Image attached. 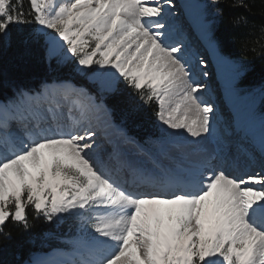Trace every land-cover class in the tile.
Returning <instances> with one entry per match:
<instances>
[{
    "label": "snow or ice",
    "instance_id": "obj_1",
    "mask_svg": "<svg viewBox=\"0 0 264 264\" xmlns=\"http://www.w3.org/2000/svg\"><path fill=\"white\" fill-rule=\"evenodd\" d=\"M174 7L173 0H0V37L34 24L30 39L43 42L50 70L71 61L98 85L92 95L43 83L0 103V239L11 238L9 222L31 227L28 209L77 225L61 239L70 251L39 264H264V119L258 139L225 124L206 146L215 131V106L198 79L206 61L173 40ZM196 7L203 20L205 9ZM203 29L214 48L210 26ZM122 83L155 104L156 119L172 131L144 143L123 129L109 136L104 101ZM241 158L246 170L229 171Z\"/></svg>",
    "mask_w": 264,
    "mask_h": 264
},
{
    "label": "trees",
    "instance_id": "obj_2",
    "mask_svg": "<svg viewBox=\"0 0 264 264\" xmlns=\"http://www.w3.org/2000/svg\"><path fill=\"white\" fill-rule=\"evenodd\" d=\"M199 1L205 9L204 20L210 26L218 54L240 68L237 88L244 94L261 93L260 100L252 101L257 114L264 116V0H245L247 8L233 7L235 0H222L219 5H212L210 0ZM238 18L244 19L238 24L235 22ZM34 28V24L15 26L9 37H0V102L13 98L17 88L38 90L43 83L67 82L98 95L97 87L74 71L73 62L56 70L49 69L43 42L35 44L30 39ZM119 87L118 93L104 101L112 123L141 143L159 141L166 131L156 119V105L143 104L123 83ZM28 214L30 228L11 222L4 228L11 238L0 239V264H27L36 254L70 251L61 239L75 235L77 225L72 220L52 223L43 217L35 218L31 209Z\"/></svg>",
    "mask_w": 264,
    "mask_h": 264
},
{
    "label": "bare ground",
    "instance_id": "obj_3",
    "mask_svg": "<svg viewBox=\"0 0 264 264\" xmlns=\"http://www.w3.org/2000/svg\"><path fill=\"white\" fill-rule=\"evenodd\" d=\"M183 1H184V5H180V3L177 0H173L175 7L172 9V12L174 13V16L169 21L174 28L173 40L182 41L183 44L189 49V51L195 52L198 54L199 57H201L202 54L205 53V51H201L199 50V48L204 44L205 40L201 39L198 33L194 32L192 27L190 26V17L191 16L198 17L200 15L196 7L197 0H190L192 2H190L189 0H183ZM191 3H195V10H194V6ZM193 11L195 12V15H192ZM195 27L198 29H203V26H195ZM188 30L191 31L189 33V37L185 36V33ZM201 67L202 68L198 70L201 73V75L198 76V79L202 84L207 85V88L202 92V98L206 102L215 106V112L213 114L214 115L213 128L215 129V131L212 136H209L207 140H205L204 143L206 144V146L209 148H212L214 146L216 139L222 135L225 124H227L230 127V130L233 131L234 134L236 133L240 134L241 132H243L244 135L245 133H247L250 138L254 136L258 139L260 135L261 124L258 123V121L254 118H250V117L242 118V109L241 108L234 109L233 101H231L230 106L225 105L220 97L221 94L219 91L220 88L216 86L217 85V82H215L216 71L211 67H209L207 64L206 67L204 66ZM203 71H207L208 76L206 77L203 76L202 75ZM218 74L223 75V73H221L220 70H218ZM223 80H225V78ZM226 93L229 94V92ZM210 97H214L215 99L214 100L212 99L211 101L209 99ZM233 97H234L233 94L230 95V98ZM16 127L13 128V130H15ZM163 127L166 129V126ZM101 128L104 129L105 126L102 124ZM166 130H168V132L172 131L169 129ZM106 131L109 136H112L113 138L118 137L117 129L116 127H114L110 119H109V126L106 127ZM189 139L192 138L189 137ZM254 168L255 170H258V164H254ZM229 171L234 172L233 170L230 169ZM242 172L243 169L240 168L235 173L241 174Z\"/></svg>",
    "mask_w": 264,
    "mask_h": 264
},
{
    "label": "rangeland",
    "instance_id": "obj_4",
    "mask_svg": "<svg viewBox=\"0 0 264 264\" xmlns=\"http://www.w3.org/2000/svg\"><path fill=\"white\" fill-rule=\"evenodd\" d=\"M177 1L181 2V3L182 2L184 3L183 0H177ZM190 2H192V1H190ZM191 4L194 6V10H195V3H191ZM196 6H200V7L203 8L201 2L198 1V0H197ZM192 15H195L194 11H193ZM205 23H207V22L205 21ZM35 27H36V25H35ZM190 32L191 31H189V33ZM186 34H188V33H186ZM187 36H189V34ZM214 50H215V48H214ZM218 60H220V69L219 70H220L221 73H223L226 82L230 85V87H232V86L236 87L234 85V83L238 81V77H239V74H240L239 73L240 72V68L238 66L232 64L231 62L221 58L219 55H218ZM201 68L202 67L199 66L197 70H199ZM237 74H238V76H237ZM81 77H83V76H81ZM83 78H85V77H83ZM85 80L88 83H90L92 85H95L97 87V89H98V85L91 83L87 78H85ZM232 91L235 93V95H238V97H240V98L236 99V101L235 100L233 101L234 102L233 108L234 109H238V108L242 109V118H246V117L254 118V119H256L258 121V123L261 124V120L264 119V116H260V115L257 114V112L255 110V101H253L252 105L250 104V102H252L253 98L256 99V102L258 100H260L262 98L261 93L255 91L252 95L251 94H247L248 96H245L237 88L233 89ZM248 98H250V99H248ZM209 99L212 101V99L214 100L215 98L214 97H210ZM159 124H160V122H159ZM160 126H161L162 129L166 130L163 127L162 124H160ZM166 131L168 132V130H166ZM153 142H155V141H153ZM149 146L152 147L153 150H155V151L158 150L161 147L160 144H150ZM56 252H57V250L50 251V252L45 253V254H43V253L36 254L33 257H31L30 262L27 263V264H39V262H41V261H47V260H50V259H52L54 257L58 258V259L61 258V257L56 256Z\"/></svg>",
    "mask_w": 264,
    "mask_h": 264
}]
</instances>
